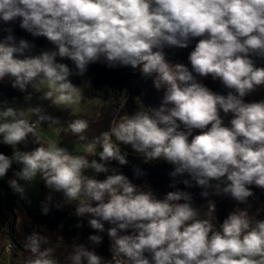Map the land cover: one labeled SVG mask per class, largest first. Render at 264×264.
<instances>
[{"label": "clouds", "instance_id": "9594fccd", "mask_svg": "<svg viewBox=\"0 0 264 264\" xmlns=\"http://www.w3.org/2000/svg\"><path fill=\"white\" fill-rule=\"evenodd\" d=\"M17 19L55 50L32 55L33 45L25 39L17 42L9 34L0 40V81L10 80L13 88L27 92L31 87L58 108L78 104L80 89L69 79V66L57 62L60 57L74 63L76 75L101 61L138 68L164 90L158 108L123 115L86 145L101 162L52 142L18 150L35 124L47 122L51 128L61 122L42 106L22 110L0 101V143L13 148L10 157L0 153V179L14 162L22 165L7 181L14 194L26 199L25 185L39 175L65 203H75L77 217L90 216L88 225L106 231L111 240L110 259L80 244L68 257L71 264H264V220L253 219L247 208L237 207L214 230L188 192L177 189L158 199L115 170L103 180L85 174L89 169L108 173L111 160L127 164L121 144L130 145L146 162L162 159L173 165V177L187 173L205 189L202 196L211 188L250 208L248 186L264 188V101L243 98L264 86V67L251 58L264 57V0H0V21ZM197 38L188 55L191 70L167 59L165 48H187ZM197 76L219 80L227 95L213 92ZM221 111L232 114L229 125ZM88 127L84 119L67 124L80 140ZM193 129L201 132L189 139ZM207 207L206 215H213L215 202L209 200ZM42 211L47 214L48 206ZM105 223L111 227L105 229ZM126 230L131 234L122 235ZM88 239L99 245L103 237ZM47 243L44 235L30 233L24 247L32 258L25 264H57L54 250L42 247Z\"/></svg>", "mask_w": 264, "mask_h": 264}, {"label": "rangeland", "instance_id": "374dc122", "mask_svg": "<svg viewBox=\"0 0 264 264\" xmlns=\"http://www.w3.org/2000/svg\"><path fill=\"white\" fill-rule=\"evenodd\" d=\"M197 42L198 38L193 39L189 47L183 49L165 48L167 59L173 63H183L191 70L188 55ZM44 50H55V46L39 49L33 55H38ZM57 62L67 64L72 70L73 75L69 79L80 89L82 97L78 104L58 108L52 105L51 101L40 99L42 93L36 92L31 87L28 88L27 92H22L13 88L10 80L0 81V101H7L9 106L22 110L42 106L47 114L59 118L61 122L60 125L51 128L47 122L37 124L34 134L29 135L27 143L17 145V149L20 151L33 150L39 146L37 141L45 145L52 142L59 147L66 148L73 155H86L89 159H97L98 162H101L98 155H89L86 152V145L89 142L100 136L101 133L108 131L113 126V122L118 121L123 115L140 110L139 105L147 109L158 108L161 104L164 90L158 91L153 85L152 78L144 77L138 68L133 69L130 66L108 67L101 61L90 64L83 75H76L75 65L70 59L57 57ZM113 69L116 70V78H106L108 72ZM88 72L91 74H88ZM194 75L196 74L194 73ZM103 76L106 79L102 78ZM197 80L217 94L227 95L229 91L219 80H213L211 76H197ZM29 93H31V99L26 100L25 97ZM254 94L259 102L261 95H264V86L258 87ZM248 97L247 95L243 99ZM251 97L253 98V96ZM221 116L224 123L229 125L232 114L225 115L221 111ZM26 118L31 122H35L37 119L35 116H26ZM76 119H84L88 122L89 127L83 133L86 137L85 140H80L77 135H73L67 128V124ZM200 132L199 129H193L192 136L189 139L199 135ZM98 151H102V148L97 147ZM121 151L127 152V164L121 165L118 161L111 160L106 163L109 168L108 173H94L89 169L85 174L103 180L111 174L112 170H115L117 174L125 175L137 186L144 187L145 191L151 190L158 199H163L169 191L177 189L188 192L192 196L193 207L200 210L202 218L210 220L214 230H219L223 220L237 207L247 208L250 215H255L253 219L264 220V188H260L255 184L248 186L253 192V196L249 197L248 201L251 205L250 208L245 204H238L231 197L214 194V190L211 188L207 189L209 195L204 197L201 193L205 189L197 186L187 173L176 177L171 176L170 173L174 171V166L166 161L161 159L146 162L144 157L136 153L130 145L121 144ZM184 180H188L189 185H185ZM20 183L23 184L24 182L20 181ZM25 187L26 199H21L22 208L17 209L15 212L16 222L12 236L8 234L6 223L0 220V264H25L26 260L32 258L31 253L25 249L24 244L26 237L33 231L47 237L48 243L42 247L54 250L52 258L57 261V264H71L68 257L75 246L80 244L85 245L90 250L94 248L96 254L105 259L111 258V252L109 251L111 240L107 232L99 233L92 229L88 225L90 216L77 217L75 215V203H65L63 194L61 192L58 194V204L63 207L66 216L72 220V224L67 226L56 220L50 210L47 214L43 213L42 208L44 205H47L48 209L51 205H54L55 195L53 190L46 187L44 180L39 175L31 184H26ZM49 196L51 197L50 200L48 199ZM209 200L215 202L213 215H206ZM257 210H259L258 215ZM29 215L40 218L38 220L39 230L31 226ZM77 225H80V227ZM108 227H111V225L105 223V229ZM121 234H131V230L122 231ZM90 235H101L103 237L102 243L92 245L88 239ZM6 245H10L8 253L4 250Z\"/></svg>", "mask_w": 264, "mask_h": 264}, {"label": "trees", "instance_id": "16d2710c", "mask_svg": "<svg viewBox=\"0 0 264 264\" xmlns=\"http://www.w3.org/2000/svg\"><path fill=\"white\" fill-rule=\"evenodd\" d=\"M7 29H11V33H9ZM9 34L13 35L17 42L20 39H25L29 41L30 44L33 45L30 53L32 55L39 49L51 48L54 46L45 37H34L32 34L22 29L20 27L19 19H17L15 23H4L3 21H0V40H3ZM251 58L254 60L257 67H264V57L252 56ZM88 74L91 73L88 72ZM107 77L116 78V70H110L106 78ZM102 78H104V76ZM254 93L255 91L250 93L248 95L249 97L245 98L244 101L246 103L258 102ZM251 96H253V98ZM259 99H261L260 101H264V95H261ZM139 106L141 109H143L142 105ZM181 129L185 130L183 128V124H181ZM0 140H2V137H0ZM0 153L10 157L13 153V148L9 145L0 143ZM20 169V165L14 162L12 167L9 169L7 175L4 178L0 179V220L6 223L9 236H12V234L14 233L16 222L15 212L17 209L20 210V208H22V201L18 194L13 193L7 181L9 179L14 178L13 173L15 171H19ZM49 210L53 214V216H55L56 220L61 221L64 225L70 226L72 224V220L66 216L63 207L58 203L51 205ZM28 217L30 219L31 226L39 230L40 225L38 220H40V218H38V216L32 215H29Z\"/></svg>", "mask_w": 264, "mask_h": 264}, {"label": "built area", "instance_id": "2783aa9c", "mask_svg": "<svg viewBox=\"0 0 264 264\" xmlns=\"http://www.w3.org/2000/svg\"><path fill=\"white\" fill-rule=\"evenodd\" d=\"M37 124H38V123H37ZM37 124H35V128H36V125H37ZM53 192H54V195H55V197H54V200H55V201H54V204H55V203H58V202H59V201H58V199H59V198H58V194H59L60 192H55V191H53ZM4 250L8 253V252L10 251V245H6L5 248H4Z\"/></svg>", "mask_w": 264, "mask_h": 264}]
</instances>
